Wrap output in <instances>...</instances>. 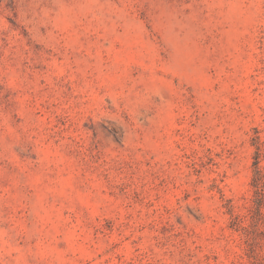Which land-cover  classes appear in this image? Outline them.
Here are the masks:
<instances>
[{"label": "rangeland", "instance_id": "obj_1", "mask_svg": "<svg viewBox=\"0 0 264 264\" xmlns=\"http://www.w3.org/2000/svg\"><path fill=\"white\" fill-rule=\"evenodd\" d=\"M0 264H264V0H0Z\"/></svg>", "mask_w": 264, "mask_h": 264}]
</instances>
